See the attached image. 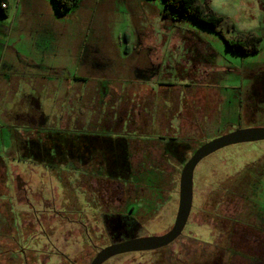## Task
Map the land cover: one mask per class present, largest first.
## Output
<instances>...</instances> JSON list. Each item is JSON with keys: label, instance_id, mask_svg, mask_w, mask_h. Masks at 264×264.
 Here are the masks:
<instances>
[{"label": "rangeland", "instance_id": "374dc122", "mask_svg": "<svg viewBox=\"0 0 264 264\" xmlns=\"http://www.w3.org/2000/svg\"><path fill=\"white\" fill-rule=\"evenodd\" d=\"M208 1L234 30L226 23L214 30L190 17L174 21L163 15L164 0H81L63 11L53 0H10L9 11L0 10V192L7 183L15 187L20 175L53 202L54 210H69L74 214L70 220H83L97 246L108 243L98 213L110 205L122 209L127 201L140 227L131 235L169 230L178 210V179L196 149L239 127L264 122V0ZM238 33L260 36L259 51L246 55L229 48L226 39ZM85 95L89 105L101 103L83 108ZM63 109L70 116L61 124ZM27 114L43 116L39 124L18 119ZM122 119L127 122L123 132L132 134L131 181L137 183L136 190L126 188L123 200L119 192L109 201L90 194L83 183L92 179L12 160L16 137H37L33 126L99 134L112 122L116 136ZM179 141L190 148L175 153L166 148L167 142ZM80 191L83 201L77 200ZM18 209L26 208L20 202ZM62 216L52 218L53 242L72 259L82 254L86 264L94 251L89 247L87 253L81 225ZM232 230L239 240L226 251L227 264H240L237 255L264 264V141L225 147L197 165L188 223L166 251L120 255L107 264L209 257L217 251L214 243L229 246ZM52 264L69 263L53 257Z\"/></svg>", "mask_w": 264, "mask_h": 264}, {"label": "flooded vegetation", "instance_id": "af4514ba", "mask_svg": "<svg viewBox=\"0 0 264 264\" xmlns=\"http://www.w3.org/2000/svg\"><path fill=\"white\" fill-rule=\"evenodd\" d=\"M80 99L83 102V108L89 107L96 109L94 105L101 103L97 101L96 104L95 100H92L95 104L89 105L87 100H90V98L88 95L82 96ZM106 104L109 106L108 103ZM103 114L107 121L112 119L111 114ZM122 121L123 128L119 130L121 133L116 136L111 133V131H113L110 127L112 122L105 128L106 130L110 129L108 132L104 129L103 132L99 134H94L91 130L85 131L81 129L79 131L81 133L74 135L64 130L66 133L64 136L65 139H62L59 143L50 145L48 148L49 151H42V154H40L41 151L30 152L27 150L29 156L26 157L25 149L20 151L15 147V156L12 157V160L28 161L36 164V166L41 165L46 170L56 173L64 171L71 172L79 179L82 177L92 179L93 181L89 183L85 181L83 183L86 188L91 189L90 194L102 197L103 199H99L101 201H109L114 200L115 194L119 192V199L123 200L126 188L131 185L132 188L136 190L135 185L137 183L131 181V177L134 176L131 170V163L134 159V155L131 152L132 146L130 144L133 141L132 134L123 132L127 122L125 119H122ZM74 136H76L75 143H72V141L68 142V137L72 138ZM2 164L3 163L0 162V167L3 166ZM3 169L7 170V167L4 166ZM1 176L2 175H0V177ZM59 177L62 179L61 175ZM179 179L177 183L178 193ZM14 180L16 182L15 187L7 183L5 187L2 188V192H0V264H52L53 257H60L69 264H82L81 259H84L82 254L72 259L68 252L58 248L52 239V218L56 217L57 214H62V217H66L70 220L71 218L69 216L74 214H67L69 210L66 209L54 210L52 207L53 202L44 194H36V192L32 190L29 182L20 175H17ZM92 185L99 190H93ZM81 192L82 191L79 192L80 196H77V200L83 201V194ZM136 194H138V190ZM20 202L26 209L22 211L18 209ZM129 203L130 202L127 201L122 209L116 211L111 205L99 213L94 210L99 214L97 222L102 224L101 229H103L104 236L108 240V243L103 246L94 244L91 231L83 220L79 217L75 220H70L78 222L81 225L85 243L88 245L86 248L87 253L89 247L94 251L93 256H91L89 262L86 264H91L101 249L140 236H131V231L135 229V227H140L138 223L136 224L132 220V214L128 207ZM128 210L130 214L127 213ZM53 211L56 212V214H53ZM77 214L80 216L82 211H79ZM95 225L97 227L96 231H100V227L97 223ZM238 225L240 224L236 222V227ZM77 236V238H80L79 235ZM230 237L232 242L229 246L222 242L214 243L217 251H214L209 257H201L200 259L191 257L186 260L187 262H184L180 260L179 255H172L169 258H160L158 264H227L224 257L226 251H228L229 248L234 250L233 247L234 245L236 246L239 240L234 230H232ZM206 243L210 245V247L213 245V243L209 241ZM246 243L251 246V240L247 239ZM171 244L156 250L125 254L162 252L166 251ZM203 250V255H206L205 248H203ZM117 256L108 259L103 264H107ZM192 259H194V261H192Z\"/></svg>", "mask_w": 264, "mask_h": 264}, {"label": "water", "instance_id": "95a60500", "mask_svg": "<svg viewBox=\"0 0 264 264\" xmlns=\"http://www.w3.org/2000/svg\"><path fill=\"white\" fill-rule=\"evenodd\" d=\"M259 141H264V125L239 127L203 143L189 157L181 170L178 210L172 227L163 234L139 236L103 248L91 264H103L108 259L125 253L160 249L177 240L182 235L192 211L194 171L197 165L207 156L225 147Z\"/></svg>", "mask_w": 264, "mask_h": 264}, {"label": "trees", "instance_id": "16d2710c", "mask_svg": "<svg viewBox=\"0 0 264 264\" xmlns=\"http://www.w3.org/2000/svg\"><path fill=\"white\" fill-rule=\"evenodd\" d=\"M58 10H69L73 7H78L81 4V0H53ZM165 1V9L163 11V15L167 18H170L174 21L181 20L186 17H190L197 22H200L206 26L211 27L212 29H217L223 23L227 24L228 30H234V24L227 17L217 13L214 11L210 5L208 0H164ZM7 0H0V10L3 14H5L6 7H3V4L6 5ZM262 41V38L253 33H238L235 36L226 39L227 45L234 51L240 52L242 54H252L259 51V44ZM256 113L258 108L254 104V108L251 109ZM243 117V116H242ZM244 119V118H243ZM264 125V122L261 123ZM65 132H51L48 134H44L43 136L38 137H30L28 139H21L16 137L15 139V147L17 150H26L25 156L28 157L29 154L27 152H38L48 150L49 146L55 143L61 142L62 139H65ZM70 136V135H69ZM44 137V139H42ZM76 136L70 138L68 137V142L72 141L75 143ZM190 144L185 141L175 142H167L166 148L175 151H178L179 148L185 149L186 147L190 148ZM171 146H174L173 148ZM176 147V149H175ZM131 236H135L131 235Z\"/></svg>", "mask_w": 264, "mask_h": 264}, {"label": "crops", "instance_id": "0c3cea01", "mask_svg": "<svg viewBox=\"0 0 264 264\" xmlns=\"http://www.w3.org/2000/svg\"><path fill=\"white\" fill-rule=\"evenodd\" d=\"M10 6H11V4H10V0H7V2H6V9H5V14L9 11V9H10ZM5 17H7V16H5ZM163 83H161L160 85H162ZM154 89V88H153ZM64 93V92H63ZM62 95V94H61ZM65 98H67V96L65 97ZM75 98V97H74ZM71 100V101H70ZM67 101H68V103L70 102V106H72L73 105V98H68L67 99ZM73 114H74V120H77V117L75 116L76 115V113L73 111ZM41 116H43V114H39L38 116H37V114H27V116H24V115H22L20 118H18L20 121L22 120H28V122H32V123H35V124H39V122H38V120L41 118ZM67 116H70V113H69V111L68 110H65V109H63V111H61V118H60V123L62 124V122L63 121H67ZM63 120V121H62ZM40 127L41 128H36L35 126H33L32 128H33V132H35V131H37L36 132V136L38 137V136H41V135H44V134H48V133H51V132H58V131H64L65 130V132L66 131H68L69 133H71V134H79L80 132V130L79 129H68V128H64V127H62V125L60 126V127H54V126H48V125H40ZM38 132H40L39 134H38ZM31 135V134H30ZM29 135V136H30ZM20 137V136H19ZM151 196H152V194H151ZM154 196H152V198H153ZM153 200H154V198H153ZM248 237L250 236V235H248V234H246ZM256 259V258H255ZM252 260V259H247V258H245V257H242V256H239V255H237V263L239 262L240 264H261V262H258V260L256 259V260Z\"/></svg>", "mask_w": 264, "mask_h": 264}, {"label": "built area", "instance_id": "2783aa9c", "mask_svg": "<svg viewBox=\"0 0 264 264\" xmlns=\"http://www.w3.org/2000/svg\"><path fill=\"white\" fill-rule=\"evenodd\" d=\"M3 7H6V5H5V4H3Z\"/></svg>", "mask_w": 264, "mask_h": 264}]
</instances>
